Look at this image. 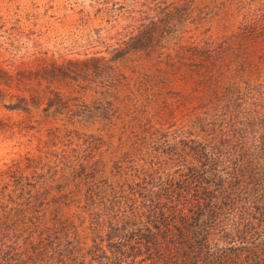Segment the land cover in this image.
<instances>
[{
    "label": "trees",
    "instance_id": "obj_1",
    "mask_svg": "<svg viewBox=\"0 0 264 264\" xmlns=\"http://www.w3.org/2000/svg\"><path fill=\"white\" fill-rule=\"evenodd\" d=\"M257 7L219 40L173 33L183 20L172 13L140 31L130 52L166 46L167 73L185 70L190 89L166 92L151 122L132 112L111 151L92 134L78 148L84 135L73 130L71 147L1 177L0 264H264V2Z\"/></svg>",
    "mask_w": 264,
    "mask_h": 264
},
{
    "label": "rangeland",
    "instance_id": "obj_2",
    "mask_svg": "<svg viewBox=\"0 0 264 264\" xmlns=\"http://www.w3.org/2000/svg\"><path fill=\"white\" fill-rule=\"evenodd\" d=\"M262 2L0 0V178L18 168L27 173L30 159L71 147L73 130L84 135H76L78 148L92 134L111 151L132 112L151 122L166 92L190 89L185 70L167 73L160 54L166 46L152 57L130 52L149 23L164 25L172 13L183 20L170 26L173 33L219 40L240 33L238 25ZM79 202L65 209L75 213Z\"/></svg>",
    "mask_w": 264,
    "mask_h": 264
}]
</instances>
